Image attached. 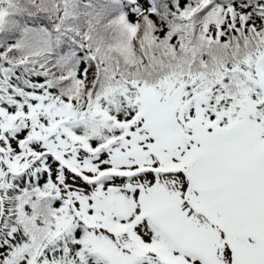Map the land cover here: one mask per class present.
<instances>
[{
	"label": "snow or ice",
	"instance_id": "1",
	"mask_svg": "<svg viewBox=\"0 0 264 264\" xmlns=\"http://www.w3.org/2000/svg\"><path fill=\"white\" fill-rule=\"evenodd\" d=\"M0 264H264V0H0Z\"/></svg>",
	"mask_w": 264,
	"mask_h": 264
}]
</instances>
